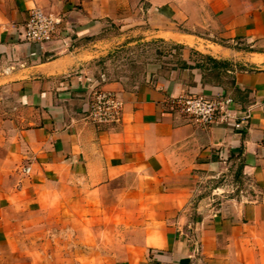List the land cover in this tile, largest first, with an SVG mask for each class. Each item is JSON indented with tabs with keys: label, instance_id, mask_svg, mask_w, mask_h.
I'll list each match as a JSON object with an SVG mask.
<instances>
[{
	"label": "crops",
	"instance_id": "crops-1",
	"mask_svg": "<svg viewBox=\"0 0 264 264\" xmlns=\"http://www.w3.org/2000/svg\"><path fill=\"white\" fill-rule=\"evenodd\" d=\"M33 7L48 42L21 37ZM130 37L177 50L131 80ZM95 88L119 121L86 117ZM190 93L248 124L198 125ZM0 264H264V0H0Z\"/></svg>",
	"mask_w": 264,
	"mask_h": 264
},
{
	"label": "built area",
	"instance_id": "built-area-1",
	"mask_svg": "<svg viewBox=\"0 0 264 264\" xmlns=\"http://www.w3.org/2000/svg\"><path fill=\"white\" fill-rule=\"evenodd\" d=\"M61 23L60 15L33 7L23 23L21 37L25 42H48L59 31ZM176 103L183 114L201 126L227 124L242 129L250 119L249 110L234 107L229 97L208 98L190 93L179 96ZM121 109L122 102L112 90L95 88L86 108V117L95 124L115 123L120 119ZM28 170V167L24 168L25 172Z\"/></svg>",
	"mask_w": 264,
	"mask_h": 264
},
{
	"label": "rangeland",
	"instance_id": "rangeland-1",
	"mask_svg": "<svg viewBox=\"0 0 264 264\" xmlns=\"http://www.w3.org/2000/svg\"><path fill=\"white\" fill-rule=\"evenodd\" d=\"M113 28V27H112ZM127 41L130 43L127 44ZM123 46L113 52L110 56V67L115 73L126 75L129 79H138L149 67L147 63L159 61L158 54L176 52L177 46L172 43L158 40H140V37H130L122 42ZM160 50L157 54V51ZM168 60V59H163Z\"/></svg>",
	"mask_w": 264,
	"mask_h": 264
}]
</instances>
